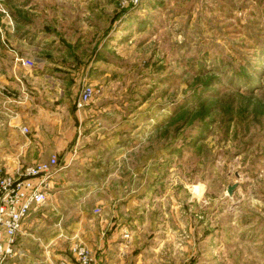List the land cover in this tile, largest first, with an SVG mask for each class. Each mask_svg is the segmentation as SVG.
I'll return each mask as SVG.
<instances>
[{"label":"rangeland","instance_id":"374dc122","mask_svg":"<svg viewBox=\"0 0 264 264\" xmlns=\"http://www.w3.org/2000/svg\"><path fill=\"white\" fill-rule=\"evenodd\" d=\"M50 50L57 71L75 73L61 74L75 100L95 88L93 135L105 132L98 148L112 153L92 175L103 197L126 190L111 185L129 179L124 153L136 165L137 201H88L87 214L121 212L126 231L142 230L138 245L163 240L156 264H264V0H0V116L35 100L9 79L18 53L34 67ZM83 177L54 174V212L77 210L66 183ZM59 241L69 253V236Z\"/></svg>","mask_w":264,"mask_h":264},{"label":"crops","instance_id":"0c3cea01","mask_svg":"<svg viewBox=\"0 0 264 264\" xmlns=\"http://www.w3.org/2000/svg\"><path fill=\"white\" fill-rule=\"evenodd\" d=\"M89 16L91 13L87 9L85 14H82V22H85L88 28ZM61 27L64 29L63 27L66 26L60 23L59 26L57 25V30ZM67 27L74 31L71 25ZM83 28L82 24L79 30ZM44 30V27H40L39 34H44ZM69 34L72 33L68 32L65 36ZM51 52V50L50 54L44 52L39 58L43 63H38L32 68L21 65L19 61L14 64L12 78H9L11 84L17 87L23 85L31 89L35 100L33 104L21 105L19 108L11 107L15 112L0 116V173L17 176L27 165L47 160L52 153H56L60 164L62 163L61 165H64L68 172L80 169L84 177L81 182L69 180L66 183L65 203L73 209L77 205V210H68L65 214L54 212L55 207L49 205H59L63 201L61 195L55 196L61 191L57 190L54 191L56 193L49 195L48 201L30 211L16 236V253L7 264H58L63 258H70V250L67 253L60 245L59 237L63 233L69 236L71 240L69 245L76 241L88 245L94 252L95 264H156V261L164 257L163 240L154 243L153 246L138 245L142 230L131 229L130 242L133 241V246L129 243V249L126 248L124 252H121L124 242L122 234L128 229L123 224L121 226V221L125 220L124 215L122 216L119 212L115 213L114 217L99 218L97 216L101 213L87 214L88 201H94L96 205L103 202L119 204L137 201L135 191L137 181L132 177L135 175L133 168L136 165L132 164V160L127 163L128 157L124 153L120 172L123 169L129 170V179L128 181L116 180L111 185L114 184V187L126 190L120 197L117 195L103 197L104 189L108 187L106 181H103V178L92 180V175L96 173L104 155L108 156L112 153L111 151L103 153L98 148L101 143L99 140L108 139L105 137V132L93 135L94 129H97L96 122L100 106L89 104L82 109L76 108L74 95L68 94L72 81L61 76L65 72L57 71L58 65L54 67ZM18 54L21 56L17 57L29 59L33 57ZM70 74L74 76L75 73L64 75ZM78 77L77 75V79ZM21 125L28 126V134L20 131ZM131 153H128V156H132ZM99 170L101 171V168ZM54 174L46 181L49 194L52 192L50 187L55 189V184L60 183L55 181ZM125 214L127 215L126 212ZM128 214L130 220L131 212ZM179 251L177 249L178 254Z\"/></svg>","mask_w":264,"mask_h":264},{"label":"built area","instance_id":"2783aa9c","mask_svg":"<svg viewBox=\"0 0 264 264\" xmlns=\"http://www.w3.org/2000/svg\"><path fill=\"white\" fill-rule=\"evenodd\" d=\"M137 4L139 0H130ZM21 65L31 68L32 59L17 57ZM95 94L91 84L83 85L76 99V108L82 109ZM23 134L29 133L27 125H21ZM56 153H52L47 160L38 161L24 167L22 172L15 176L0 173V264H7L15 255L16 236L21 225L30 211L47 200L46 181L57 170L62 168ZM96 214H99L97 209ZM123 248L130 243V233L123 232ZM71 257L63 258L58 264H95L93 250L86 244L76 241L69 247ZM124 252V251H123Z\"/></svg>","mask_w":264,"mask_h":264},{"label":"water","instance_id":"95a60500","mask_svg":"<svg viewBox=\"0 0 264 264\" xmlns=\"http://www.w3.org/2000/svg\"><path fill=\"white\" fill-rule=\"evenodd\" d=\"M235 185H231L227 188L228 193H231Z\"/></svg>","mask_w":264,"mask_h":264}]
</instances>
